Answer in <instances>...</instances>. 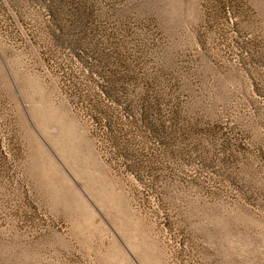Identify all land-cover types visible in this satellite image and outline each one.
Wrapping results in <instances>:
<instances>
[{"label": "rangeland", "instance_id": "obj_1", "mask_svg": "<svg viewBox=\"0 0 264 264\" xmlns=\"http://www.w3.org/2000/svg\"><path fill=\"white\" fill-rule=\"evenodd\" d=\"M0 264H264V0H0Z\"/></svg>", "mask_w": 264, "mask_h": 264}]
</instances>
